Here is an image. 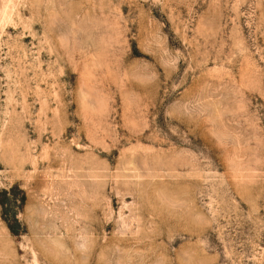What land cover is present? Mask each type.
<instances>
[{
    "label": "rangeland",
    "instance_id": "obj_1",
    "mask_svg": "<svg viewBox=\"0 0 264 264\" xmlns=\"http://www.w3.org/2000/svg\"><path fill=\"white\" fill-rule=\"evenodd\" d=\"M0 264H264V0H0Z\"/></svg>",
    "mask_w": 264,
    "mask_h": 264
}]
</instances>
